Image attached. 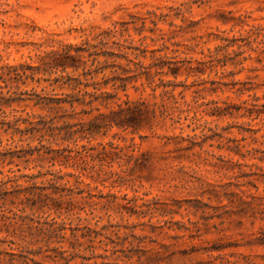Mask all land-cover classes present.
<instances>
[{
    "label": "rangeland",
    "instance_id": "obj_1",
    "mask_svg": "<svg viewBox=\"0 0 264 264\" xmlns=\"http://www.w3.org/2000/svg\"><path fill=\"white\" fill-rule=\"evenodd\" d=\"M68 75L117 96L57 105ZM126 100L155 117L84 133ZM263 241L264 0H0V264H264Z\"/></svg>",
    "mask_w": 264,
    "mask_h": 264
},
{
    "label": "trees",
    "instance_id": "obj_2",
    "mask_svg": "<svg viewBox=\"0 0 264 264\" xmlns=\"http://www.w3.org/2000/svg\"><path fill=\"white\" fill-rule=\"evenodd\" d=\"M72 47L70 46V49ZM71 51H67L64 53H58V52H52L54 54L52 61H51V67H52V72L53 70L59 71L61 70L63 73H65L69 68H72L74 71H78L81 66H84V70H86V63L82 62V65L79 63L82 60V55L80 51L77 50V54H72L70 53ZM91 55H94L91 54ZM97 55V53H95ZM70 61V62H69ZM170 70L168 74H172L175 77H178L181 73V67L177 66L176 67H169ZM92 72V71H91ZM103 72V71H102ZM88 74V72H85ZM97 73V70H96ZM86 75V74H84ZM68 78L66 80L65 77H57L54 79V82L52 84H58L64 80L60 84L61 88H71L74 91H78L77 94L72 96V99H57L55 101L57 105L65 104L68 103L71 106H74L75 104H79L82 106H93L95 102L99 101L100 98H102V95H106V98H103V102H107V100L114 99L116 98L117 94H112L108 92H102L101 95L97 94V91L99 90L96 87V84H94V88L96 89L95 92H89V91H84L81 86H84L86 88L90 87L91 84L89 82H84L82 81L81 78L79 77H70L69 75L67 76ZM75 81V84L70 83L69 81ZM96 94L98 96H96ZM87 96H89V100H87ZM103 104V103H102ZM125 104L127 105L126 108L122 107V104H118L119 109L118 110H111L110 114H104L100 113V116H95L94 120L90 122V128L86 129L84 133L88 130L89 133H92L93 131L92 128L94 127L95 129H103V128H113L115 126L119 128H124L128 129L129 127H135L136 122L141 120V119H147L150 120L155 117V111L153 110L151 113V110L146 104V102H131L130 100H126ZM100 111V108H94ZM151 114H153L151 116ZM102 118L103 120L100 121L99 119ZM83 132V131H82ZM264 244V241H263Z\"/></svg>",
    "mask_w": 264,
    "mask_h": 264
}]
</instances>
